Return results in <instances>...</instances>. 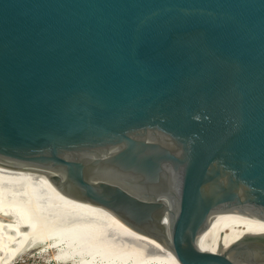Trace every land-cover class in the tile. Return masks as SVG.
I'll return each instance as SVG.
<instances>
[{
  "label": "water",
  "instance_id": "obj_1",
  "mask_svg": "<svg viewBox=\"0 0 264 264\" xmlns=\"http://www.w3.org/2000/svg\"><path fill=\"white\" fill-rule=\"evenodd\" d=\"M0 162L182 264H264L263 233L213 253L264 218V0H0Z\"/></svg>",
  "mask_w": 264,
  "mask_h": 264
},
{
  "label": "bare ground",
  "instance_id": "obj_2",
  "mask_svg": "<svg viewBox=\"0 0 264 264\" xmlns=\"http://www.w3.org/2000/svg\"><path fill=\"white\" fill-rule=\"evenodd\" d=\"M262 233L264 218L226 222L217 235L219 250L213 253L226 254L246 234ZM46 247L55 250L56 260L83 264H182L167 245L131 227L108 207L0 162V264Z\"/></svg>",
  "mask_w": 264,
  "mask_h": 264
},
{
  "label": "rangeland",
  "instance_id": "obj_3",
  "mask_svg": "<svg viewBox=\"0 0 264 264\" xmlns=\"http://www.w3.org/2000/svg\"><path fill=\"white\" fill-rule=\"evenodd\" d=\"M32 248L16 258L10 264H83L69 259H58L53 257V248ZM1 264H5L4 262ZM7 264V263H6Z\"/></svg>",
  "mask_w": 264,
  "mask_h": 264
}]
</instances>
